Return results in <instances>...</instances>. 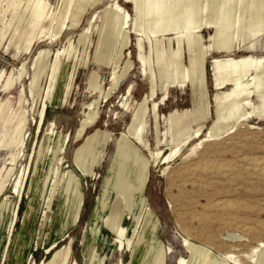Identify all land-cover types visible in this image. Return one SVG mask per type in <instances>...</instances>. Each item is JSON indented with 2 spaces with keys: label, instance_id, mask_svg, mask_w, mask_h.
Segmentation results:
<instances>
[{
  "label": "rangeland",
  "instance_id": "374dc122",
  "mask_svg": "<svg viewBox=\"0 0 264 264\" xmlns=\"http://www.w3.org/2000/svg\"><path fill=\"white\" fill-rule=\"evenodd\" d=\"M37 1L0 0V264H130L144 216L137 201L127 210L112 182L122 170L133 176L144 159H149V179L143 196L158 221L156 238L167 253L165 264H177L180 258L193 262L184 239L226 264H234L225 259L227 254L243 264H264L261 252L253 250L264 249V172H257L264 167V0H195L193 10L173 0L167 5L165 0L147 1L140 34L133 29V3L115 0L132 17L125 46L118 27L105 32V12L114 0H82L90 6L80 24L52 42L47 36L56 30L63 0H40L41 11ZM218 18L225 20L221 34ZM71 22L70 17L66 25ZM197 24L199 46L207 48L202 75L195 83L167 87L190 65L189 33L181 32ZM223 40L220 48H212ZM129 60L132 66L124 74ZM242 60L249 65L246 72L220 69ZM238 78L249 87L234 94ZM147 96L143 136L149 148L131 139L129 158L123 159V133ZM241 97L247 98L245 104ZM17 110L26 123L12 147L5 133ZM220 111L236 114L221 121ZM93 113L96 121L78 135L81 121ZM199 127L200 137L164 160L180 145L183 133L194 138ZM217 127L228 133L207 136ZM94 133L102 134L103 141L78 163L77 150ZM160 151L158 161L153 160ZM73 181L82 200L78 214L73 213ZM17 183L19 193L14 192ZM103 193L107 207L91 230ZM93 242L98 255L92 261ZM152 258L143 264H155Z\"/></svg>",
  "mask_w": 264,
  "mask_h": 264
},
{
  "label": "bare ground",
  "instance_id": "6f19581e",
  "mask_svg": "<svg viewBox=\"0 0 264 264\" xmlns=\"http://www.w3.org/2000/svg\"><path fill=\"white\" fill-rule=\"evenodd\" d=\"M99 1L100 0H91L92 4H97ZM125 1L132 2L134 5L135 11H136V22H135L133 29L140 34L141 32L144 31V29L141 26L143 24L142 23V21H143V17H142L143 7L147 1L150 2L152 0H125ZM169 1L170 0H165V4L167 5ZM173 1H175L176 4H178V5L180 4L183 7L188 6V8L190 10H193L194 6H195L194 5L195 0H173ZM37 6H38V10H40V9L42 10V8H44L43 5L41 4L40 0L37 1ZM88 6H90V5L87 2L82 1V0H63V7H62V9L58 15V19L54 23V25H56V30L54 33H52L53 34L52 36H49L50 35L49 34L48 35L49 37L47 36V38H50V41L52 42L54 39H56L62 35V32L64 31V29H67V28L70 29V28L77 27L80 24L82 16L85 14ZM107 8H108V11L105 12V24H106L105 32L109 31L108 34H112L114 32V30L118 27L122 31V34H123L122 46L127 45L128 42H130L128 39L129 30L126 29L127 27L131 26L130 20L132 19V17H131L130 12L127 9H125L118 1H115V0L112 2V4H109ZM44 11H45V9H44ZM44 11H42V12L44 13ZM25 13H26V11H25ZM179 13H181V12H179ZM192 13H193V11H192ZM38 14H40V13H38ZM178 16H179V14H178ZM70 17H71L72 22L70 25H66V21ZM95 18H96V14L93 17L92 21ZM220 19H219L220 23L217 26L218 30H216V31H217V33L221 34V32L225 29V28L223 29V27L225 26V20H222V19L220 20ZM46 20H47V16H46ZM208 22H210V21H208ZM159 25H162V24L159 23L157 25V27H159ZM200 26H201V24L200 25L197 24L196 26L195 25L194 26H188L187 29L185 28V30H182L181 34L189 33L188 43H189V46L191 49V50L190 49L189 50L192 52V54L190 56V65L185 70H183L182 77H179L178 79H174L171 82V84L168 83L167 87H169V86L172 87L175 85H183V84H186L187 82L195 83L201 77L202 70H203V61H204V58L206 56L207 48L205 46H199L200 38L196 34V32H198L201 29ZM35 30H36V28H35ZM159 30L160 29H156L154 32H158ZM25 34H28V33L26 32ZM217 35H219V34H217ZM179 37H182V36H179ZM30 42H31V40H30ZM223 42H224V40L221 42L214 43L211 46H212V48H215V47L220 48L222 46ZM59 54H60L59 51L55 52V54H54L55 59L51 65L52 71H51V82L49 85V91H50V88L52 85V81L54 80L56 67L58 65ZM105 57H106V54L103 52L102 53V59H105ZM140 60H141V63L143 65L146 64L145 57L140 56ZM176 64H174V65H176ZM131 66H132V63L129 60L124 67V74L127 73V71L131 68ZM184 67H186V66H184ZM248 67H249L248 63H246V61L242 60L240 62L228 63L227 65L224 64L223 66L220 67V69H229L232 72L238 73L240 71L246 72ZM261 67H264V62H261ZM261 67H259V68H261ZM179 69H180V67H179ZM175 71H177V69ZM176 74H177V72H176ZM112 78L113 79L116 78L115 69L112 72ZM235 84L237 85V87L234 90V94H237L239 92L240 88H243V90L245 91L249 87L248 85H243V86L241 85V78L236 79ZM49 91H48V94H49ZM154 93H155V89L153 86L151 95L153 96ZM227 95H229V94H227ZM148 98H149L148 96L145 97L139 103V108L133 116V120H132L131 125L129 126L128 132L123 133V138H122L121 143H120L121 144L120 153L123 156V159L129 158L128 157L130 155L129 151L131 149V145H132L133 140H135L138 143H144L145 147L149 148L148 144L146 142H144V136H143V133H144L143 117H144L145 112H147L146 111V104H147ZM228 101H230V100H228ZM240 102L242 104H245L247 102V98L241 97ZM154 106H155V104H154ZM45 108H46V105H44V107L42 108V110L40 112L41 123L44 119ZM204 112L207 115L210 114V105L209 104L204 107ZM235 114H236V112L231 113L228 116H225L223 114V112L220 111L218 117L221 121L231 120L233 118V116H235ZM250 116L251 115H249V117ZM97 117H98V114L93 113V115L90 118L83 119L81 121V126L79 128L78 135H81L87 126L93 124L96 121ZM25 123H26V116L21 114L17 110L16 113L14 114V117L12 118L9 126L7 127V130L5 133V142L7 143V145H10L12 147L16 146L17 142H19V139L21 137L20 134L23 131ZM128 133H129V135H128ZM227 133H228V130H226L225 127L224 128L217 127L215 130L209 131V134L207 136H209V137H211V136L220 137V136H223L224 134H227ZM183 134H182L183 140H181L180 145L176 149L173 150L174 152H172L170 155H168L164 158L165 161H167V159L172 157L173 154H177L178 152H180L182 150V148L185 147V145H187L192 139L200 137V135L202 134V128L199 127L196 130L194 138H190L188 136L189 131H186ZM103 137L104 136L100 133H94L88 139V141L77 150L76 160L78 161V163H80V160H84L93 154L95 148L99 145V143H101L103 141ZM131 139H133V140H131ZM203 139H205V138H203ZM161 153H162V151L157 152V153H153V160L158 161V158L160 157ZM148 163H149V159H144L143 162L138 165V168L136 169L137 171H134L132 169L131 172L134 171L133 176L130 173L128 174V172L126 173L124 170L120 171L119 173H117L115 182H112L115 185V187L118 189V191H120L121 194L124 195V198H125L124 201H125L127 210H129V208L131 206L135 205V201H137L141 207L140 208V214L143 213V216H144V223L142 225V228L137 233L138 234V240L136 242L133 241V245L131 248L132 249V258H131L130 264H143L144 260L147 259V257H149L150 255H152V257L154 258L155 264H165V254H167L166 251L164 252V250L161 248L159 241L156 238V234H157L158 228H159L158 221H157L155 215L152 213L151 209L147 208V204L145 203V199L143 196V191H144L145 186H146L148 179H149L148 178L149 177ZM260 164H258V165H260ZM262 164H264V163H262ZM133 168H134V166H133ZM81 169H82V171H85V168L82 167V165H81ZM257 170H258L257 171L258 173L260 172V174H262L264 172V167L258 166ZM262 175L264 176V174H262ZM110 181L111 180L108 178V180H107L108 184H110ZM112 183H111V185H112ZM108 184H107V187H108ZM17 186H18V183L16 185L14 192L19 193ZM73 187L77 192L74 195V199L76 200V202H75V207L73 209V213L78 214L79 207L82 203V200H81V194L78 193L79 191L77 189L78 188L77 187V181L74 182ZM107 203H108V200L106 198V194H104V193L101 194L99 196L97 202H96V205H95L94 211H93V215H92V218L90 221L91 230H94L92 228H95L96 225L102 220L103 213L107 207ZM16 210H17V208H15V210L13 211V217H12L11 223L9 225V229H8V236L9 237L11 235V231H12L13 224H14V219L16 217ZM65 224H67V223H65ZM120 235H121V237H123L124 236L123 232ZM234 237H235V235H234ZM120 242L122 243V238H120ZM184 244H185V246L188 247V249L191 253V257H192L193 262L190 263V261L186 260L185 258H180L178 260L177 264H189V263L190 264H198V263H201V264H226L224 262V259H221V261L217 260V258L213 257V255H211V253L207 249L189 241L188 239H184ZM260 245L264 246V243H261ZM96 248H97V243H95V242H93V244L91 246H89L92 261L96 260V256L98 255L96 252ZM253 250H254V252H261L260 258L264 257V249H262L260 247H255ZM236 257L237 256L234 254H229V255L227 254L225 259H227L230 262H233L234 264H243V262L240 261ZM260 258H259V260H260ZM65 261H66V258H64L63 262L65 263Z\"/></svg>",
  "mask_w": 264,
  "mask_h": 264
},
{
  "label": "crops",
  "instance_id": "0c3cea01",
  "mask_svg": "<svg viewBox=\"0 0 264 264\" xmlns=\"http://www.w3.org/2000/svg\"><path fill=\"white\" fill-rule=\"evenodd\" d=\"M130 91H131V90H130ZM209 115H210V114H209ZM209 115L206 114V116H209Z\"/></svg>",
  "mask_w": 264,
  "mask_h": 264
}]
</instances>
